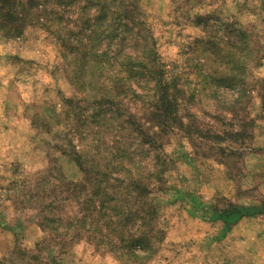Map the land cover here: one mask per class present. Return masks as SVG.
I'll list each match as a JSON object with an SVG mask.
<instances>
[{"label": "rangeland", "instance_id": "1", "mask_svg": "<svg viewBox=\"0 0 264 264\" xmlns=\"http://www.w3.org/2000/svg\"><path fill=\"white\" fill-rule=\"evenodd\" d=\"M37 1L22 34L0 31V264H264V211L215 216L264 209V0ZM159 64L179 102L164 132L150 120ZM73 145L95 171L81 193L85 174L62 153ZM97 172L112 193L120 174L150 185L149 222L121 230L146 232L143 246L87 203ZM73 218L102 233L51 230Z\"/></svg>", "mask_w": 264, "mask_h": 264}, {"label": "trees", "instance_id": "2", "mask_svg": "<svg viewBox=\"0 0 264 264\" xmlns=\"http://www.w3.org/2000/svg\"><path fill=\"white\" fill-rule=\"evenodd\" d=\"M107 6L108 5H106V7ZM19 7H23V14L20 12ZM37 7V0H28V4L27 2L25 3V1L23 2L21 0H0V31L5 32V34L7 35L13 36L22 34V29L26 24H28V18L32 14L31 12ZM105 17H107V14L105 13V11H102L101 19H105ZM100 26L101 25L98 24L97 28H99ZM155 60L157 61L156 57L153 58V62ZM147 76L154 82L153 95L151 100L152 110L150 113V120L153 121L156 126H158V129H160L161 132L168 131L167 129L171 123H178L180 121L178 116V96L174 91L172 81H170L166 76L165 70L160 68V64L157 65L155 69L148 72ZM118 80L122 81V78ZM116 83L120 84V81ZM128 123L134 126V131L142 137L144 144H149L156 148L161 147V143H159L158 141L159 135H157L153 129L147 128L142 125V123L134 119V116H131L129 118ZM62 153L71 161L75 162L84 172V181L81 183H77L75 187L79 190V193L85 191L87 186L92 183V176L95 172L90 169L86 160L85 153L77 145H73V151L62 149ZM156 161V164L158 165L161 161L160 154L157 155ZM160 171H162V168L158 169L157 177L160 176ZM97 174L99 175L98 179H100L98 188L92 192V197L94 196V198H90L87 203H93L96 201L95 198H99L101 203L100 209L98 211L101 213V220H105L106 228H110L114 233L119 234L118 240L124 243L126 242V246L129 248L134 249L137 245L143 246L142 242L146 243L149 241L148 234H146V232L140 233L139 236L130 234L128 235V237H125L123 235V231L121 230L122 228L130 226L132 224L135 225L138 221H142L144 224L145 221L149 222L152 213L148 211L145 206L146 204L148 205L146 197L152 192L150 185L139 177H134L129 180L127 177H125L124 174H120L119 177L114 178V181L118 182L117 188H119L118 190L121 189V191L112 193L109 190L107 191L106 189L102 188L101 186L102 183H107L110 181L107 174L104 172H97L96 175ZM94 180L96 181V179ZM60 182L62 183L63 187L66 186V184H69V182L66 181L64 175H61ZM65 189L67 190V192H69L72 188L67 186ZM133 198L135 200L134 204L137 207L135 208L131 206L130 211L124 213L125 211L123 205L120 202L125 200L130 201ZM107 200L112 201L113 204L106 206V203L108 202ZM95 207L98 209L96 205H94L93 209L96 210ZM101 208L110 209V211L104 209V211H101ZM263 211L264 209L260 207L231 205L224 210L218 211L215 216L227 223H231L242 217L258 214ZM74 227H77V229L70 235L72 239L80 238L82 236V232L102 233V230L97 225H95V227L92 229H86L87 227L85 221L79 220V218L69 219L66 222L65 226L59 225L56 227H52L51 230H53L57 236H66L68 235V233H63L61 235L59 233L61 231L59 230L64 229L67 231L68 229ZM60 239L63 238L61 237Z\"/></svg>", "mask_w": 264, "mask_h": 264}]
</instances>
